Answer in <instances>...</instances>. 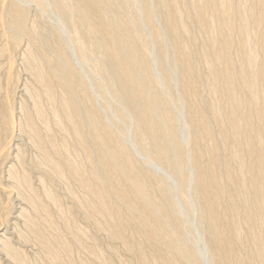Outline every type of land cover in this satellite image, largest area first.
<instances>
[{
	"label": "bare ground",
	"instance_id": "bare-ground-1",
	"mask_svg": "<svg viewBox=\"0 0 264 264\" xmlns=\"http://www.w3.org/2000/svg\"><path fill=\"white\" fill-rule=\"evenodd\" d=\"M0 264H264V0H0Z\"/></svg>",
	"mask_w": 264,
	"mask_h": 264
},
{
	"label": "rangeland",
	"instance_id": "rangeland-1",
	"mask_svg": "<svg viewBox=\"0 0 264 264\" xmlns=\"http://www.w3.org/2000/svg\"><path fill=\"white\" fill-rule=\"evenodd\" d=\"M32 9H33V10H32ZM34 9H35V10H34ZM30 10H31V12H32V11L35 12L37 9H36V7H33V5H31V6H30ZM17 69H21V68H20V67H17ZM30 154H31V152L27 151V158H29ZM30 250H31V249H30ZM32 250H33V249H32Z\"/></svg>",
	"mask_w": 264,
	"mask_h": 264
}]
</instances>
